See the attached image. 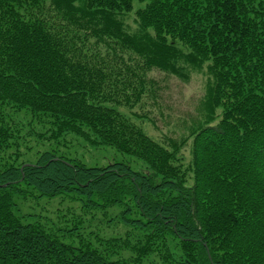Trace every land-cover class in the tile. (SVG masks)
<instances>
[{
    "label": "trees",
    "instance_id": "16d2710c",
    "mask_svg": "<svg viewBox=\"0 0 264 264\" xmlns=\"http://www.w3.org/2000/svg\"><path fill=\"white\" fill-rule=\"evenodd\" d=\"M192 69L180 141L122 112ZM70 135L130 162L27 160ZM0 264H264V0H0Z\"/></svg>",
    "mask_w": 264,
    "mask_h": 264
},
{
    "label": "rangeland",
    "instance_id": "374dc122",
    "mask_svg": "<svg viewBox=\"0 0 264 264\" xmlns=\"http://www.w3.org/2000/svg\"><path fill=\"white\" fill-rule=\"evenodd\" d=\"M137 8L138 5H136ZM134 19L136 20L135 13L128 17L129 23L132 24ZM133 27L136 26L133 24ZM150 76L159 83L158 100L144 98L136 108L128 111L122 110V112L131 117L130 119L156 142L167 143V141L174 139L180 141L183 136L189 134L187 128L192 126V121L198 118L199 105L206 95L207 75L204 71L192 69L187 82L157 70ZM146 115L149 119L143 120L142 117H146ZM186 123L188 124L186 125ZM71 136L33 149V153L27 155L29 156L27 160L36 161L39 153L54 151L59 156L81 161L89 166H103L114 161L130 162L129 158L122 156L112 148H92L82 139ZM43 143L41 142L40 145ZM36 144L35 139L30 140L31 147ZM182 155H184L185 164H188L191 160V141L184 148ZM132 166L138 169L141 165L132 162ZM47 208L51 217H54L53 213L57 208V203H51ZM97 227L104 226L99 224L95 228ZM113 228L109 227V230H106V233L109 232L107 236L113 235ZM118 230L123 231L125 229L119 227Z\"/></svg>",
    "mask_w": 264,
    "mask_h": 264
}]
</instances>
